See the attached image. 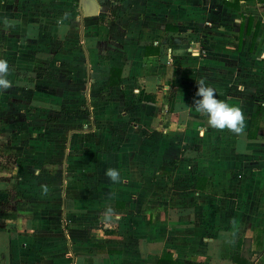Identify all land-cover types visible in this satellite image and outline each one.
<instances>
[{
  "label": "crops",
  "instance_id": "obj_1",
  "mask_svg": "<svg viewBox=\"0 0 264 264\" xmlns=\"http://www.w3.org/2000/svg\"><path fill=\"white\" fill-rule=\"evenodd\" d=\"M0 58V264H264V0H0ZM201 78L243 133L195 109ZM33 93L87 101L60 156L12 141Z\"/></svg>",
  "mask_w": 264,
  "mask_h": 264
},
{
  "label": "rangeland",
  "instance_id": "obj_2",
  "mask_svg": "<svg viewBox=\"0 0 264 264\" xmlns=\"http://www.w3.org/2000/svg\"><path fill=\"white\" fill-rule=\"evenodd\" d=\"M49 78L51 79L50 81H53V83L51 82L48 85L45 83H44L45 85L44 84L39 85V89L36 91V92L40 91V94L42 96H44L45 90L57 91L59 89L60 91V86L58 88V85H56V82L60 83V77L56 76ZM69 80L72 81V78L70 77ZM75 82L78 84L75 85V87L77 88L79 94L85 91L86 85L82 86L80 82L78 83L77 80ZM50 97L51 96H48L46 99H43V97L39 98V96H37L36 93H33L31 97L28 98L29 101L21 100L20 101L21 106H17L19 109L17 108L16 110H18L19 112L20 110L24 111V114L18 112V115L13 118V120L14 121L16 120L17 122L18 132L14 133V135L12 136V138L14 137L12 141L17 144L16 145L17 147H20V150L18 151L19 153L24 151L23 148L25 146L34 147L35 150L36 147H42L44 145V142H48L52 147L51 150L54 153L59 152V156H60V109L63 108V104L65 109H73L74 107L75 108L88 107L87 101L85 99H82L80 102V100L77 101V100H72L70 98L64 100V103H61L60 93L58 94L59 99L58 98L53 99L52 97L51 98ZM39 99L46 101L41 102V100L38 101ZM39 102L41 103L47 102L48 105L46 104H43V106L36 105ZM22 129L23 131H21ZM35 145L37 146L35 147ZM33 152L40 153V151L38 150ZM36 157L37 156L34 155V158ZM16 158L18 157L16 156ZM47 165L48 164H43V165L38 164L35 168H37V170L40 171H42V169L52 170L55 177H54V182L51 183L57 187H60V181H61L60 174L62 172V168H61L62 165L56 166L57 167L56 169H50V167ZM37 183H40V181H38Z\"/></svg>",
  "mask_w": 264,
  "mask_h": 264
},
{
  "label": "clouds",
  "instance_id": "obj_3",
  "mask_svg": "<svg viewBox=\"0 0 264 264\" xmlns=\"http://www.w3.org/2000/svg\"><path fill=\"white\" fill-rule=\"evenodd\" d=\"M9 71L8 61L0 58V90L11 86V81L8 79ZM196 84L193 106L206 117L208 126L217 129L227 128L237 135L243 133L245 117L241 109L219 99L216 89L204 78L196 81ZM105 174L113 182H118L120 179L119 170L116 168L106 169Z\"/></svg>",
  "mask_w": 264,
  "mask_h": 264
},
{
  "label": "trees",
  "instance_id": "obj_4",
  "mask_svg": "<svg viewBox=\"0 0 264 264\" xmlns=\"http://www.w3.org/2000/svg\"><path fill=\"white\" fill-rule=\"evenodd\" d=\"M237 1V0H236ZM161 54H162V50H161ZM164 54V53H163ZM121 74L122 72H120V70H112L111 71V75H110V79L112 80L110 82L111 85H116L120 82V79H121ZM117 78V80L115 81L114 79ZM170 259V256L168 254H163V257L162 259L159 261L158 264H174V262L172 260H169ZM236 261H238L236 259Z\"/></svg>",
  "mask_w": 264,
  "mask_h": 264
},
{
  "label": "water",
  "instance_id": "obj_5",
  "mask_svg": "<svg viewBox=\"0 0 264 264\" xmlns=\"http://www.w3.org/2000/svg\"><path fill=\"white\" fill-rule=\"evenodd\" d=\"M96 9V8H95ZM97 12V10L94 12V9H92L91 11H88L87 13V15H89V16H92L94 13H96Z\"/></svg>",
  "mask_w": 264,
  "mask_h": 264
}]
</instances>
